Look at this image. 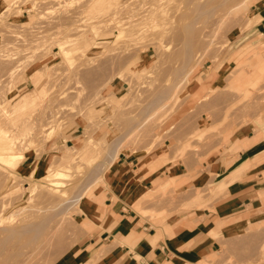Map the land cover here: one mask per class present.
Wrapping results in <instances>:
<instances>
[{"label":"rangeland","instance_id":"1","mask_svg":"<svg viewBox=\"0 0 264 264\" xmlns=\"http://www.w3.org/2000/svg\"><path fill=\"white\" fill-rule=\"evenodd\" d=\"M259 39L264 0H0V264L67 256L94 230L80 202L106 189L120 157H195V175L208 178L141 197L131 207L140 226L165 220L175 195L193 193L199 207L201 195H225L251 165L226 183L203 163L211 151L245 150L241 132L264 163ZM218 242L198 264L264 263V221Z\"/></svg>","mask_w":264,"mask_h":264},{"label":"crops","instance_id":"2","mask_svg":"<svg viewBox=\"0 0 264 264\" xmlns=\"http://www.w3.org/2000/svg\"><path fill=\"white\" fill-rule=\"evenodd\" d=\"M260 22L261 19L257 25ZM258 42L264 43L260 39ZM261 76L258 69L246 79L255 81ZM239 138L240 143L250 144L245 150L211 151L207 156L209 163H203V168L220 173L226 183L247 164L251 165L249 171L242 172L231 182L225 195H201L206 207L195 205L197 199L193 193L175 195L170 199L172 205L167 204L168 216L157 226L147 220L143 226L137 224L139 215L132 205L139 210L136 202L141 197L162 184V189L166 188L180 177H187L198 188L204 186L208 178L195 175L199 172L195 157L184 163H174L165 152L142 161L120 157L105 174L106 189H93L94 192L80 202L83 226L94 230L83 241L74 243L57 264L63 261V264H86L91 260L93 264H198L219 250L218 238L244 232L248 223L264 221L260 198L264 193V163H258L262 150L248 141L252 135L241 132ZM148 204L146 209L152 208V204ZM185 204L189 207H180ZM212 207L214 210L210 209ZM160 209L157 207V211ZM215 233L218 236H214Z\"/></svg>","mask_w":264,"mask_h":264},{"label":"bare ground","instance_id":"3","mask_svg":"<svg viewBox=\"0 0 264 264\" xmlns=\"http://www.w3.org/2000/svg\"><path fill=\"white\" fill-rule=\"evenodd\" d=\"M89 6V5H88ZM210 89V88H209ZM51 172V171H50ZM50 172L48 173L49 174V176H51V174H50ZM95 179H93L92 181H94Z\"/></svg>","mask_w":264,"mask_h":264}]
</instances>
